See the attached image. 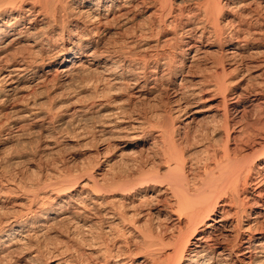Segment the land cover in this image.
Listing matches in <instances>:
<instances>
[{
	"label": "bare ground",
	"instance_id": "bare-ground-1",
	"mask_svg": "<svg viewBox=\"0 0 264 264\" xmlns=\"http://www.w3.org/2000/svg\"><path fill=\"white\" fill-rule=\"evenodd\" d=\"M174 1L0 0L1 106L17 103L22 91L33 96L36 91L53 90L56 85L63 89L81 79L83 86L80 87L89 91L92 101L87 108L80 105L68 110L67 118L62 120L66 119L64 126L75 132L79 129L77 120L86 117L91 121V141L104 144L95 155L118 147L123 152L132 149L134 153L144 143V151L158 148L154 149L158 151L156 161L149 165L139 155V159H135L137 155L132 156L135 162L129 161L124 153L118 165L107 164L106 172L98 177L92 175V170L87 171L88 178L81 186L87 191L80 205H71L65 200L69 197L62 191L70 187L58 186L54 191H46L53 198L48 193L39 196L31 191L29 202L25 200L28 207H20L23 209L18 212L17 209V215L12 213V217L4 216L0 223V262L10 260L13 252L28 245L30 233L40 235L44 228L59 224L72 226L86 239L85 233L95 226L99 236L90 238L89 244L86 240L85 252L57 256L55 264H264V124L255 133L258 136L250 133L247 136V143L252 138L256 140L251 153L239 155L230 151L227 147L231 139V120L226 107L228 90L223 91L224 82L217 81L207 89L212 92L218 87L223 91L221 121L217 120L220 116L216 119L219 124L213 118L215 125L211 129L213 141L221 143L220 154L213 149L208 155L204 147L206 151L202 152L208 156H204L202 167H191L194 163L190 165L184 160L189 153L185 152L189 140L180 130L203 110L198 105L202 104L201 94L206 91L202 85L206 81L196 85L184 77L179 80V74L187 76L183 69L190 67L205 52L203 49L210 48L208 43L196 44L195 38L203 37L212 40L222 58L235 65L233 71L242 75L264 73V40L261 41L264 39V0L248 3L203 0L201 5L197 4L198 0H184L193 11L190 15L201 14L204 19L196 21L191 20L181 5L176 7ZM148 8L154 11L147 19L154 20L155 26L148 19L138 27L136 16L143 14L144 17ZM233 8L241 10L240 18L228 20L231 26L225 32L220 21L221 11ZM111 27L119 31L111 33ZM154 33H167L170 37L148 46L142 38ZM112 34L128 38L111 45L107 42L110 39L105 38ZM176 38H181L179 69L163 53L154 51ZM185 60L189 66L183 63ZM218 62L213 67L220 68L223 75L224 66ZM39 69L42 71L38 72ZM164 78L167 83L162 84ZM122 91L129 94L124 100L108 101ZM158 91L172 94V101L168 102L171 107L165 116L160 119L136 114L132 118L131 100L141 101ZM236 97L229 99V104H236ZM16 103L4 113L5 109L0 106V121L1 117L5 118L7 130L16 129L17 136L27 127L33 129L37 121L49 119L44 117L53 110L49 106L47 114L41 116L35 102ZM182 117L185 119L177 124ZM38 182L37 191L41 184ZM42 198L53 200L50 210L41 207ZM36 256L23 257L21 264L32 262Z\"/></svg>",
	"mask_w": 264,
	"mask_h": 264
},
{
	"label": "rangeland",
	"instance_id": "rangeland-1",
	"mask_svg": "<svg viewBox=\"0 0 264 264\" xmlns=\"http://www.w3.org/2000/svg\"><path fill=\"white\" fill-rule=\"evenodd\" d=\"M180 1L185 6L182 5ZM248 1L249 0H245V3H248ZM174 2H176L175 3L177 5L176 7L182 6L184 11L186 10L185 13L188 12V15H190L189 14L190 12L193 13L192 9L186 6L187 3L184 2V0H175ZM201 2H203V0H198L197 4L201 5L202 4ZM236 2H239V0H235V3ZM147 11L148 13L144 15L145 18L142 17L143 14H140V15L138 14L136 16L135 21L138 27L148 22L146 21L149 19V18L147 19V15L149 17V14H151V12H153L154 10L151 8L150 9L148 8ZM240 12L241 10L240 9L236 10V8H233L231 10L227 9V10L221 11L223 15L222 14L220 15L221 17L220 21H221V26L225 32H228L231 26V24H229V22L227 23V21L230 19H239L241 15ZM191 15H190L191 20H195V21L199 19L204 20V19H201L202 17L201 14H197V15L191 14ZM140 16H141V19H140ZM149 20H151L152 22V19H149ZM152 23L155 26L156 22L154 20ZM134 25L136 26V24ZM111 29H112L111 33L119 31L117 30L116 27L115 29L111 27ZM128 33H130V31ZM156 34L155 33L153 35L147 34L148 36H146L145 34L142 38L144 39L143 42L147 44L148 46L150 45L152 46L155 41L157 40L161 41V40H164L165 37H170L167 33H161L163 34V35L160 34L161 36L159 34H157L156 36ZM120 35H113V34L111 36L107 35L105 40L110 39L107 42H109L112 45L115 42L123 43L128 37H130L129 34H127V36L129 35L128 37L124 35L125 36L124 38L122 37L123 34H120ZM150 35L153 37H150L151 39L149 40L151 41L149 42L147 38H149ZM118 38L120 40H118ZM180 40L181 38L180 39L176 38L175 40H170V42L168 43L166 41V43L162 44V47L157 48V50L156 49L154 50L153 48L152 50L163 53L164 57L171 59V61L173 62V65L177 66V69H179L180 68L179 61H181L182 59V53L178 51L180 50V47H181V44H179ZM262 40L264 39L262 38L261 41ZM173 41H176V42H173ZM195 42L197 45H200V44L207 45L206 43H208L207 47H210V48H207L206 50L203 49L205 52L200 54L198 58L196 57L197 59L193 60L194 62H192V65L190 64V67L183 69L184 74L186 73L187 76L185 75L183 76V74H179L181 75L179 77V80L180 78L184 77L188 80H191V84H196V85H198L201 80L206 81L205 84L202 85V88H205L206 90V91L204 90L205 92L203 91L204 93L201 94L202 104L198 105V109H203L202 110L203 112L201 111L195 114L193 117L194 120L192 121V123H190L187 127L184 126L183 128H181L180 131L183 134H186L187 139L189 140L186 146L187 151H185L189 153L185 155L184 160L187 162V164H190V165L194 163L191 165V167H196L195 165H197V168H198L200 166L202 167V163H203L202 160L204 156L207 155L204 153L206 150H207L206 152L208 153V155H209V152L211 153V150L213 149H215V151H217V153L219 154L221 150V145H219L221 143L217 142L218 144H216L215 143L216 141L215 142L213 141L214 138H212L211 129L214 128L212 127V125H215L213 118H215V121L218 124H219L218 121H221V113L223 112V109H224L222 97L220 96L222 90L217 87L220 90L219 91L216 87H214V89H212V92H211V90L207 88H210V86L215 85L217 81L224 82L223 91L226 89L228 90L227 95H226L227 97L226 107L228 106L227 110L229 112L228 114L231 120L230 121L231 139L227 147L230 151L232 152L235 151L236 154L244 155L247 153H251L252 149L255 148L254 144L256 143V140L254 141L253 138L251 139V141L253 140L254 143L251 141H249L250 143L249 142L247 143L246 139H247L248 134L250 133L254 136V134L257 133V131L259 133V129L261 130L264 124V73L258 72V74L257 73L251 74L250 72L251 75L250 74L242 75L241 73H238L237 71H233V68H234L233 66L235 65H233L232 63H229V61H227L226 59L224 60V58H222L221 54L219 53L220 50L217 49L216 44L212 40L208 41L206 37H203L200 40L195 38ZM262 43H263L262 44V47H263L264 41H262ZM177 45H180V46L178 47ZM173 59L175 62L173 61ZM218 61L222 62V65L220 66H224L225 70H224L223 75H221L222 73H221L220 68L213 67V66H217L215 65L216 63L219 64ZM183 63L184 64L186 63V66H189L188 60H185V62ZM41 71H42L41 69L38 70V72H41ZM82 79H84V77H82ZM78 80H76L77 82L75 81L73 83H69L67 86H64L65 88L60 86L63 89L57 87L56 85L55 87L57 88L54 87L53 89L54 91L51 89L45 92L39 90L38 91L39 93L36 91L33 96L31 95L27 96L29 92H27V94L24 93V91H22L23 93L20 92L19 95L22 98H20V100L17 101V103L15 102L17 105H19L20 102H23V101H26V102L28 101L29 103L35 102L37 105L35 109L38 110L41 116H45L50 107L51 109H53L50 113L52 115L49 114L47 117H44L45 119L49 117V119H46L45 121H41V120L37 121L34 124L35 127H33V129L27 127V129H25L24 132H22L23 134L21 133L20 136L16 135V131H15L16 129L11 130V131L7 130L8 129L7 121L4 122L5 118L2 119L1 117V121H0V223L3 221L4 216L12 217L11 216L12 213H13V216L17 215L16 213L19 210L23 209L25 206H26L25 208L28 207V202H29L28 197L32 195V194H29L31 193V191H34L36 195L38 194L39 196H43L46 193V196H47L49 194L48 192L54 191L58 186H61V187L64 186V188L70 187L71 189L68 188L69 190L67 189V191L66 190L62 191V193L67 192L66 196L69 197V199L66 198L65 200L71 205H76V203L80 205V203L84 201L82 197L85 191H87V189L84 190L83 188H81V186L84 184V182L88 178L87 171L90 172L92 170L91 172L92 175L98 177L99 174H103L106 172L105 166L107 164L118 165L121 162V159H122L121 157L124 156L123 155L124 153H125V158H128V160L132 162L136 161L134 160L136 155L137 156L135 159H139V156L143 159L146 158L145 159L146 161L144 162L145 165H149V163H151L152 161H156L157 159L156 155L158 151L154 149H156L157 147L156 148L152 147V149H150L151 151L149 149L144 151L145 148L143 147H145L144 146L145 143L143 144V146L141 145L139 147H136L134 149L135 151L134 153H131L132 149H127L126 151L123 152L120 149L121 147H118L119 151L116 148L113 149L114 150L113 151L111 148V150L109 149V151H106L107 153L105 152L103 154L101 152L102 154L95 155L96 151L102 150V148L104 147V144L99 143V142L93 143V141H91V132H92L91 126H90L91 121H89L88 118L86 117L82 118L81 120L79 119L76 121V124L79 128L78 130H76V132L73 129H70V127H67L66 125L64 126L65 124L64 122L66 121V119L65 120H62V119H64L65 117L67 118V115L69 113L68 110H71L74 107H80V105L83 108H87L89 107V104L92 101V96L89 94V91L87 89H82V87H80V86H83L81 85L82 84L81 79H78ZM164 80L162 81V84L167 83V78H164ZM52 85L53 83L50 82V86ZM229 86H230V90H229ZM128 95L129 94L127 91H122L118 96L111 97L112 99L110 98L111 100L108 99V101L109 102H115V101L119 102V101L124 100L126 96L128 97ZM237 95H239L238 96L240 97L239 99L236 97ZM233 97L237 98V103L234 105L229 104L231 102L229 99ZM146 98L141 101L135 100V99L131 100L132 102L131 110H133L131 114L132 118L137 116L136 114H138V116L140 115L141 117H146V118L155 117V118L161 119V117L165 116L166 110H168V108L171 107V105L168 106V102L170 103L172 101V94H170L169 96V94H165L164 91H158L154 94L146 96ZM15 103L14 102L10 103L7 106L0 105L1 107H3V109H5L3 110V113L8 111L11 107L15 106ZM47 103H49V105ZM208 108H209L208 111L207 110L204 111V109H208ZM231 108L232 109L234 108V109L232 110ZM133 112L135 113V115H133L134 114ZM212 113L214 114V116ZM207 115H209L210 117ZM51 116L54 117V119ZM211 118L213 120L209 122ZM217 118H219L220 120ZM184 119L185 117H182L178 121L177 124L180 125L182 123L181 121ZM40 125H43L42 129L44 131L41 129L43 134L41 133V130L38 129L40 128L39 127ZM182 126L183 124L181 125V127ZM44 128L48 130L46 131ZM184 131H186L187 133ZM255 135L258 136V134H255ZM254 139H257V138L254 137ZM145 142L147 144L149 140ZM141 148H143L142 152L139 151ZM201 148L202 149L204 148L206 150L204 149L202 150ZM132 156H134V158ZM117 160H118V163H115L117 162ZM148 167L149 166H147V168ZM38 181L41 182V184L39 185V191H37L38 187L36 190V186H35L37 183H39ZM49 195L48 197L53 198L52 195L50 196ZM162 199L164 198L162 197ZM25 200H27L28 202H25ZM41 201H43L41 204L43 206L41 207L47 208V209L44 208L45 210H50V203H52L53 200H49V198L47 199L42 198ZM22 206L23 208H20ZM16 210L17 212H15ZM72 228H73L72 226L69 227L68 225L64 226V225L58 224L54 226L50 225L49 227L44 228L43 231L41 232L42 234L40 233V235L38 233L35 236L34 234L31 235L30 233L28 241L30 239L31 240L28 242L29 244L19 248L17 250L18 252L16 251L15 254L13 252V254L10 257V260L5 261V262L4 261L0 262V264H21L23 257L27 258L29 255L30 256L37 255V256L35 257V259L32 260V262L30 261L28 264H55V260L58 259V257L74 255L77 253V251L85 252V248L87 246L86 244H89L90 238L92 237L96 238L97 235L99 236L98 234L99 231H95L97 230L95 226L91 228V230L89 229L90 232L87 231L85 233L87 236V239L86 237H83L81 234H78L77 232H75ZM32 229L33 231H38L36 228H32ZM38 229H42V228L39 227ZM92 232L94 234H92ZM71 236L73 238V241L75 239L74 242H72ZM80 240L81 242L84 240L85 241L81 243L79 242ZM86 240L88 242H86ZM85 242L86 244H84ZM60 253H62L63 255Z\"/></svg>",
	"mask_w": 264,
	"mask_h": 264
}]
</instances>
